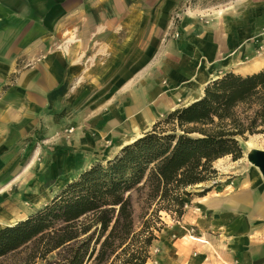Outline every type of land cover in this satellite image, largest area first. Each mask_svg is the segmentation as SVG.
I'll list each match as a JSON object with an SVG mask.
<instances>
[{"label":"crops","instance_id":"1","mask_svg":"<svg viewBox=\"0 0 264 264\" xmlns=\"http://www.w3.org/2000/svg\"><path fill=\"white\" fill-rule=\"evenodd\" d=\"M185 3L191 14L192 5L188 0ZM176 7V0H0V182L9 175V155L25 149L40 121L50 122L43 138L50 132L53 137L54 130L59 129V120L63 119L47 115L54 91L63 89V97L75 100L84 97L81 104L87 98L94 106L102 104L92 111L94 121L100 128L99 135L112 140L113 152L109 151L117 153L126 146L120 144L118 136L130 128L128 118L144 107L141 95L144 98L145 93L156 90V99L168 98L169 93L178 96L180 106L170 109L172 112L199 100L207 84L224 74L259 71L253 68L241 72L245 68L240 67L242 54L244 62L254 54L252 41L242 47L237 45L240 24L231 30L224 26L204 30L189 20V32L181 36L184 41L171 46L170 39L166 41L164 36L172 24L171 10ZM88 10L90 16L86 17ZM87 20L93 24L95 50L88 58L84 48L77 45L83 41L81 34ZM232 20L237 21L233 25L240 21ZM155 41L159 44L145 65L148 46L154 47ZM37 57L43 59L32 66L18 65L21 60ZM257 62L251 67L259 65ZM67 88L70 91L66 95ZM101 89L104 97L115 93L110 100L97 99ZM84 90L88 91L86 95ZM131 93L137 106L128 111L123 106L124 98L130 101ZM167 101L158 102L153 113H159L160 104ZM112 110L121 119L111 116ZM254 137L258 147L252 149L238 139L240 159L225 156L214 163L216 178L201 185L208 192L186 205L184 215L177 221L178 225L196 230L202 239L198 237L200 242L191 243L193 256L169 257L163 264H264V177L248 160L252 151L264 153V136ZM87 143L76 136L73 151L101 149L100 140H96L95 148ZM55 166L56 174L51 178L42 174L37 183L32 177L24 184L18 182L19 197L32 201L38 196L44 199L46 194L50 201L73 179H65L64 161L57 160ZM5 226L9 224L1 228Z\"/></svg>","mask_w":264,"mask_h":264},{"label":"trees","instance_id":"2","mask_svg":"<svg viewBox=\"0 0 264 264\" xmlns=\"http://www.w3.org/2000/svg\"><path fill=\"white\" fill-rule=\"evenodd\" d=\"M250 136H264V68L212 80L199 100L84 170L25 219L0 228V264H146L161 213L179 221L186 201L208 192L194 189L216 178L214 163L240 159L238 139Z\"/></svg>","mask_w":264,"mask_h":264},{"label":"rangeland","instance_id":"3","mask_svg":"<svg viewBox=\"0 0 264 264\" xmlns=\"http://www.w3.org/2000/svg\"><path fill=\"white\" fill-rule=\"evenodd\" d=\"M185 1L186 0H176L177 7L175 10H171L172 12L170 14L169 22H172V24L168 26L169 29L167 28V35L164 36V39L167 36L165 39L166 41L170 39L171 46L177 47L180 40L184 41L181 39V36L183 33L185 35L186 31L189 32V30H186V26L192 21L202 26L204 30H211L210 28L215 26H224L231 30L233 27H238V24H240V32L237 39L240 42L237 45L238 47H242L248 44V40L252 41L251 52L254 54L253 57H251V60L246 58L245 62L243 60L244 54H242L240 67L245 68L241 69V72L251 71L256 66L251 67V65L256 61L260 62H257L259 65L263 63L264 0H247L248 2L241 0L239 3H235V0H231L222 4L212 0H196L192 4L191 14L188 13L189 8L186 7ZM248 7L249 9H246ZM84 16H90L89 10L84 13ZM232 18L240 21L233 25V23L237 21H233ZM85 24L84 32L81 34L83 41L78 42L77 45L80 46V48H84V54L88 58L93 51L95 52L93 47L94 42L91 37L93 24L88 20L85 21ZM163 28L165 29V27ZM249 29L251 30L250 34L247 31ZM154 43L156 44L154 47H151L150 44L148 46L146 52H149V54L145 59V65L151 60L159 44L158 41H155ZM241 49L243 50V48ZM42 59L43 58L41 57H37L32 60H24L23 62L21 60L18 62V65L20 67H23L24 65L32 66L37 60L40 61ZM132 76L133 74H130V78ZM72 88H74V84L71 89ZM69 91L70 89H65V94L67 95ZM87 92V90H84L85 95ZM103 92L104 89H101L97 94L99 95ZM114 93L115 92L108 94L105 97L103 94L100 96L97 95V99L103 100L104 98V101L110 100ZM51 95L52 97L49 99L51 106H48L49 112L47 115L50 117H56L58 115L63 121L59 120V129L56 128V131L54 130L53 137H50V134H52L50 132L49 136L45 138H43L42 135L44 134L45 136V134H47L46 132L49 129L50 122L40 121L36 125L31 142H27L25 149L22 148L20 151L9 155L8 158H10L9 162L11 165L9 167V175L3 178L0 182V223H4L3 225H13L15 221L25 219L30 213L40 209L49 202V197L46 194L44 199H41L38 196L37 199H33L32 201L22 200L16 190V184L18 182L24 184L32 177L34 183H37L42 174H44L45 177L48 175V177L51 178L56 174L57 167L55 164L57 160H60V162L64 161V165H66L64 173L65 176L67 175L68 177L65 179L68 180L69 178H73L72 180H74L80 175V173L91 167L93 164L99 161L106 162L108 158L112 159L120 151L112 153V140L110 138H102L99 135L100 128L95 124L94 118L96 116L92 111H94V109L97 110L102 104L94 106V103L91 104V102H89L88 99L90 98H87L81 104L80 100H83L84 97H79L77 100L72 99L71 96L63 97V89L54 91ZM38 101L40 102L41 100ZM170 111V109H167L157 118H153L154 121L152 125L162 120V118L170 113ZM102 112H105V110L102 109ZM152 125L151 129L153 127ZM76 136L83 138L85 143L88 141L89 143L87 144H91V148H95L96 140L102 141V145L100 146L101 149H96L94 152L88 151L91 153H78L73 151L76 149L72 145V140ZM239 140L241 143L245 141L241 138ZM109 150H112V152ZM76 165L78 166L75 167ZM201 190L202 188H195L194 192L197 194L201 192ZM197 198L198 196H194L192 199L187 200L186 205L190 206V202L195 201ZM161 221L163 226L159 232L155 233L157 239L152 244L148 264H162V259L169 257L185 258L186 254L193 256V253L190 250L193 246L191 243H197V241L191 240L190 237L196 239L199 237L196 230L192 233L190 227L186 228L184 224L178 225L177 220L171 218L165 213H161ZM199 239L202 240L200 237ZM54 261L55 256H49L48 262ZM41 264L47 263L43 262Z\"/></svg>","mask_w":264,"mask_h":264},{"label":"bare ground","instance_id":"4","mask_svg":"<svg viewBox=\"0 0 264 264\" xmlns=\"http://www.w3.org/2000/svg\"><path fill=\"white\" fill-rule=\"evenodd\" d=\"M237 1H240V0H237ZM243 1H246L248 2L247 0H243ZM246 9H249L246 8ZM208 48V47H207ZM203 49H205V47H203ZM209 50V49H208ZM234 54H236L237 52H233ZM232 56V55H231ZM227 61V60H225ZM227 63V62H225ZM264 64V54H263V63L260 64V65H256L254 67L253 70H260V67ZM144 88H146L145 85H143ZM132 94V99H130L131 97H129L130 101H126V97L124 98L125 100V104L123 106H125V108L129 111L131 109H136V106L137 104H135L137 102V100H134L135 99V95L133 93ZM147 93H145L144 95V98H143V95L140 96L142 102L144 105L143 109H139L138 111V114L136 115H133L130 116L128 118V123L127 125L130 127L129 129H126L124 132H122L121 134H119L120 136H118V140L120 142L121 145H128V144H131L132 142H134V140H136L137 138H140L141 134L143 132H147L148 130L151 129V125L154 121L153 118H157L158 116H160L163 112H165L167 109H174V108H177L178 106H180V98L178 96H175L174 94L172 93H169L170 97L168 96V98H165V99H162L163 96L159 97V98H155L156 97V90H151V91H148V95H146ZM160 99V101H158ZM167 99H169V101H167ZM140 100V99H139ZM148 100H151V101H148ZM167 101V103L165 105H161L160 108H159V113H153V109L154 107L156 106V104L158 102H161V101ZM186 103V102H185ZM115 112H119V110H115ZM116 120H119L121 119L118 115H116L114 113V111L112 110V115ZM137 120V121H136ZM130 131V132H129ZM255 138L254 136H251V139L246 141L244 144V146L247 148V149H252V148H255V147H258V145L256 143H253L254 142V139ZM79 170V168H78ZM68 176L66 175V178ZM13 222V221H12ZM4 223H0V228L1 226L3 225ZM191 240H194V241H199V239H196L194 237H190ZM164 262V259H162V264ZM149 262H147L146 264H148Z\"/></svg>","mask_w":264,"mask_h":264},{"label":"water","instance_id":"5","mask_svg":"<svg viewBox=\"0 0 264 264\" xmlns=\"http://www.w3.org/2000/svg\"><path fill=\"white\" fill-rule=\"evenodd\" d=\"M258 154H264V153L258 151H252L248 156V160L251 164H253L260 170L262 176L264 177V155L259 156ZM196 188H201V185L196 186Z\"/></svg>","mask_w":264,"mask_h":264},{"label":"built area","instance_id":"6","mask_svg":"<svg viewBox=\"0 0 264 264\" xmlns=\"http://www.w3.org/2000/svg\"><path fill=\"white\" fill-rule=\"evenodd\" d=\"M191 232L194 233V229H191Z\"/></svg>","mask_w":264,"mask_h":264}]
</instances>
